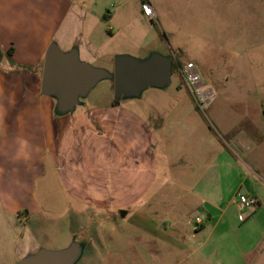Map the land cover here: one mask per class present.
<instances>
[{
    "label": "crops",
    "instance_id": "0c3cea01",
    "mask_svg": "<svg viewBox=\"0 0 264 264\" xmlns=\"http://www.w3.org/2000/svg\"><path fill=\"white\" fill-rule=\"evenodd\" d=\"M142 1L103 0L95 5L93 0H0V264H17L41 249L43 229L30 221L41 211L38 192L49 171L54 204H67L66 220L70 221L79 219V214L75 216L79 210L75 217L71 215L72 206L142 204L149 191L164 186L166 178L156 184L158 133L130 98H115L113 103L93 95L87 103L78 100L62 110L58 101L42 91L45 55L52 43L64 52L75 49L82 62L93 66L111 64L109 72H113L114 57L122 54L107 52L115 36L128 46L123 51L137 58L158 51L147 46L150 34L143 39L139 30L142 21L155 23L158 10L148 0L155 15H143ZM105 29L109 36L102 39ZM143 48L146 54H139ZM262 121L252 123V132L243 135L231 133L236 125L225 134L215 126L217 141L223 139L224 148L215 147L216 136L198 134L197 154L190 150L183 154L192 157L193 163H199L202 155L214 152L218 156L206 169L185 173L188 178L181 185L197 198L180 219L186 230H161L156 219L143 211H137L138 220L150 221L149 230H158V236L187 252L188 258L195 257L197 264H264V176L247 161L248 172L241 171L232 158L247 155L250 143L255 148L264 144V136L255 135L259 131L262 135ZM239 192L259 198V205L246 211L244 221L238 219ZM148 202H154L152 196ZM196 216L202 221L191 220ZM73 227L75 223L66 222L71 237ZM205 234L208 240L189 247L196 236Z\"/></svg>",
    "mask_w": 264,
    "mask_h": 264
},
{
    "label": "rangeland",
    "instance_id": "374dc122",
    "mask_svg": "<svg viewBox=\"0 0 264 264\" xmlns=\"http://www.w3.org/2000/svg\"><path fill=\"white\" fill-rule=\"evenodd\" d=\"M102 1L93 0L95 5L103 4ZM153 2L158 17L152 25L142 21L140 34L143 39L150 34V44L147 46L172 58L175 75L171 77L169 86L146 88L140 96L128 101L151 120L158 133L159 183L156 184L167 180L164 186L146 194L144 200L152 196L153 203L144 201L137 204L136 201L119 207L95 203L80 209L72 206L71 215L75 217L79 214V219L70 221L66 220L67 204L58 207L54 204L53 175L49 171L38 192L41 211L30 223L43 229L39 235L40 250L76 247L78 255L73 264H88L90 261L94 264H197L195 257L188 258L187 252L178 251L173 248L172 242L158 236V230H149L147 226L150 221L138 220L137 211L153 216L161 230L168 227L170 231L173 228L186 230L180 219L197 198L187 194L181 185L188 178L185 173L206 169L212 160L218 158L213 155L214 152L200 156L199 163H193L192 157H183L188 150L197 154L198 134L216 136L215 147L224 148L223 139L217 141L219 132L215 126L225 134L236 125L237 130L231 133L243 135L252 132V123L260 125L263 119L261 126L264 129V0ZM144 24L148 28L146 32ZM108 32L106 30L107 34L102 39L108 38ZM114 32L112 30L111 33ZM155 32L156 35H153ZM126 47L120 37L115 36L108 43L107 52L127 54V51H123ZM139 54H146L145 49ZM177 61L182 66L190 61L195 62L205 87L215 90L214 97L206 106H202L186 86ZM110 65L99 62L94 67L109 71ZM93 95L97 100L117 103L114 81L109 76L99 78L88 95L79 94L78 100L87 103L93 99ZM51 96L59 102L58 94ZM255 135L256 138L264 136V131L262 135L261 131ZM250 147V150H246L247 155L232 156L234 164L241 171L248 172L245 161L251 162L264 176V144L255 148L250 143ZM212 149L214 151V146ZM255 179L262 183L258 177ZM214 181L219 179L215 178ZM76 210L79 213L75 214ZM195 219L193 217L191 220ZM66 222L75 223L72 237L67 232ZM203 240H208L206 234L196 236L189 247H198V241Z\"/></svg>",
    "mask_w": 264,
    "mask_h": 264
},
{
    "label": "water",
    "instance_id": "95a60500",
    "mask_svg": "<svg viewBox=\"0 0 264 264\" xmlns=\"http://www.w3.org/2000/svg\"><path fill=\"white\" fill-rule=\"evenodd\" d=\"M173 69L174 62L169 55L152 51L145 58L116 55L113 72H109L82 62L75 49L64 52L52 43L45 55L42 91L48 95L58 94L59 107L66 110L78 102L79 94H87L103 76L113 78L115 97L120 100L138 97L149 87L169 86ZM77 255L78 249L73 245L64 250L42 249L17 264H72Z\"/></svg>",
    "mask_w": 264,
    "mask_h": 264
},
{
    "label": "built area",
    "instance_id": "2783aa9c",
    "mask_svg": "<svg viewBox=\"0 0 264 264\" xmlns=\"http://www.w3.org/2000/svg\"><path fill=\"white\" fill-rule=\"evenodd\" d=\"M143 15L151 18L155 15L154 9L148 0L141 3ZM184 82L190 89L191 93L197 97L202 106H206L208 101L214 97L215 91L205 87L203 78L195 62L190 61L180 67ZM237 204L240 210L238 219L244 221L246 219V211L259 205V198L256 195L248 193H237ZM198 222L202 221V217L196 216Z\"/></svg>",
    "mask_w": 264,
    "mask_h": 264
},
{
    "label": "trees",
    "instance_id": "16d2710c",
    "mask_svg": "<svg viewBox=\"0 0 264 264\" xmlns=\"http://www.w3.org/2000/svg\"><path fill=\"white\" fill-rule=\"evenodd\" d=\"M176 64H177L178 67H181V65H182L179 61H177Z\"/></svg>",
    "mask_w": 264,
    "mask_h": 264
}]
</instances>
